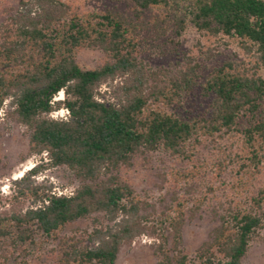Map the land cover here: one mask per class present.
Here are the masks:
<instances>
[{
	"label": "trees",
	"instance_id": "1",
	"mask_svg": "<svg viewBox=\"0 0 264 264\" xmlns=\"http://www.w3.org/2000/svg\"><path fill=\"white\" fill-rule=\"evenodd\" d=\"M4 12L0 110L8 101L6 118L25 128L28 155L40 162L12 181V201L32 205L11 201L0 212V264L9 248L34 245L39 233L55 237L78 219L92 228L85 240L64 241L61 264H115L148 230L159 238L155 264H243L264 226V0H19ZM190 37L205 66L191 56L152 68L141 57L177 56ZM220 47L234 51L212 61ZM85 49L105 59L84 68L77 55ZM195 93L203 109L183 116ZM60 108L65 118L49 116ZM229 140L238 152L220 145ZM205 143L223 155L219 170L235 161L247 187L262 180L246 201L214 211L217 226L190 257L181 248L184 205L174 199L154 218L120 171L156 150L191 161ZM53 168L77 180L71 194L35 180Z\"/></svg>",
	"mask_w": 264,
	"mask_h": 264
},
{
	"label": "rangeland",
	"instance_id": "2",
	"mask_svg": "<svg viewBox=\"0 0 264 264\" xmlns=\"http://www.w3.org/2000/svg\"><path fill=\"white\" fill-rule=\"evenodd\" d=\"M19 0H0V23L6 17L4 8L15 7ZM194 37L187 39L178 52L179 55L155 56L154 51L141 55L149 67H168L176 62L183 63L184 57L195 56L202 61L205 54L199 52ZM212 61L222 60L234 51L233 47L224 49L220 47ZM177 53V54H178ZM154 55V56H153ZM105 59L100 50L85 49L77 55L78 63L84 68H93ZM204 66L206 61H202ZM62 93L56 94L54 100H61ZM8 101L0 110V212L11 209L13 186L12 181L40 162V157L28 155V135L23 126L6 118ZM199 94L188 98L180 108L183 116L203 109ZM53 118H65L67 111L60 108L49 114ZM221 146L231 153L238 152V144L233 140L221 141ZM214 144L200 145L191 161L179 160L168 153L156 150L146 152L134 157L128 168H123L120 175L128 182L134 191L140 195L154 209V218L160 217L166 207L175 205L174 199L184 206L185 220L182 226L181 248L190 257L206 240L218 224V214L226 208L229 201L242 202L249 198V192L258 185L262 179L253 182V186L240 180L242 172L237 173L239 164L235 161L227 162L226 168L219 170L216 166L223 155L216 151ZM42 157H45L43 154ZM219 159V160H218ZM45 162V160L43 161ZM226 163V164H227ZM243 177V176H242ZM48 178L52 185V191L58 195L71 194L78 185L77 180L62 168L47 169L39 173L35 180L41 182ZM253 187V188H252ZM13 202L17 209L32 205L31 199H22L18 204ZM198 207L194 214L191 210ZM152 208H149L151 210ZM92 228L90 219H78L67 224L57 232L55 237H47L37 234L34 245L18 249L9 248L6 251L5 264H61L63 251L66 249L64 241L73 242L75 239L85 240ZM158 234L150 230L140 235L131 243L124 244L117 256L115 264H155L157 256L154 246L158 243ZM3 247L0 244V254ZM243 264H264V226L258 230L254 239L250 242L249 249Z\"/></svg>",
	"mask_w": 264,
	"mask_h": 264
},
{
	"label": "built area",
	"instance_id": "3",
	"mask_svg": "<svg viewBox=\"0 0 264 264\" xmlns=\"http://www.w3.org/2000/svg\"><path fill=\"white\" fill-rule=\"evenodd\" d=\"M61 194V192H58V195H60Z\"/></svg>",
	"mask_w": 264,
	"mask_h": 264
}]
</instances>
